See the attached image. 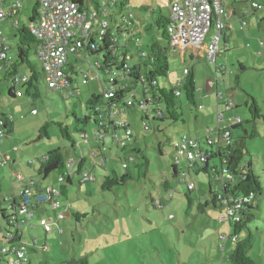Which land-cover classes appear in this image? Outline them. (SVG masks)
Masks as SVG:
<instances>
[{
	"label": "rangeland",
	"instance_id": "rangeland-1",
	"mask_svg": "<svg viewBox=\"0 0 264 264\" xmlns=\"http://www.w3.org/2000/svg\"><path fill=\"white\" fill-rule=\"evenodd\" d=\"M7 1L8 3L20 1L22 4L15 20L0 25L5 44L10 49L7 56L11 62H17L19 49L16 24L19 27L30 24L32 9L36 7L37 1ZM127 1L128 7L119 13L123 2L119 0L117 13L119 28L130 27L127 22H122V15H133L137 24L130 29L137 35L138 41L133 43L139 45L140 51L149 54V44L154 37L167 49L169 74L166 78L160 79V86L164 88V85H167L170 90L184 81L185 68L190 66L188 63L186 65L182 63L180 58L173 57L170 42L162 37V30L157 29L156 21L160 13L168 12L170 0ZM255 2L261 5V9L254 16L248 17L249 20L245 18L246 24L240 20L236 23L237 28L233 31L234 41L230 44V49L223 46V43L220 45L224 58L217 60V64L218 68H223L222 72H225V75L218 76V86L219 93H222L224 98L228 94L233 95L235 77L239 76L243 91L238 92L237 98L233 97L230 100L239 104L235 111L243 123L242 127L233 130V138L237 140L246 134L249 136L245 142L250 155L256 157L255 171L257 175H263L264 120L257 121L255 126L248 123L251 121V115L243 101L248 100L250 105L253 103L252 99H256L264 116V47L259 40L264 41V0ZM225 9L227 14H232L229 6ZM124 33L128 35L127 32ZM116 34L120 39L118 45H122L125 38L117 31ZM127 46L136 60L138 54L133 44L129 42ZM34 54L32 50L28 60L33 66L41 68ZM89 56L83 52L80 60L75 57L69 58V64L75 66L77 64L80 72V75L76 76L71 73L69 66L66 67L65 71L72 78L70 87L77 89L69 98L66 97V91L48 90L43 83L40 85V98L34 99L24 92L22 97L10 98L8 93L11 82L3 81L0 74V118L2 119L4 114L11 115L14 122L13 132L10 134L4 132L2 142L0 140V162H4L5 156H10L5 162V167H0L2 195L12 203L13 193L20 196L25 185L38 191L51 186L60 191L62 186H66L68 191L67 198H59L61 207L56 212L49 205H41L34 212L33 221L21 226L22 243L27 247L28 257L32 263L66 264L71 258L86 257L89 264H230L227 258L234 250L233 242L231 240L224 242L221 239L223 235L229 236L230 224L222 220L226 211L219 206L214 208L210 203V187L216 190L222 182L214 170L216 168L220 175V161L211 159L208 173L198 172L195 168L187 174L188 163L175 148L178 138L186 135L200 140L208 150H212L213 147L214 153L219 147L225 152L228 146L225 140H219L216 107L213 109L209 101H201L199 104H202L204 110L198 111L182 93L177 106L183 122L170 119L157 121L155 120L157 116L153 113L146 119V114L139 107L137 100L134 106L125 107L123 120L129 124L133 132L132 138L127 140V146L141 150V154L134 152L137 159L129 163V168L125 169L122 159L126 154L122 153L117 145L112 144L113 131L110 135H105L104 139L96 141L97 125L92 117L85 126L77 123V119L84 120L85 117L93 115L87 102L92 96L101 93L105 85L103 81L106 80L102 74L95 75L93 79L90 73L91 64H95L96 57ZM203 59L194 67L198 72L197 78L205 89L207 81L214 78L217 68L214 62L208 63L205 57ZM29 69L28 63H20L18 74L27 76ZM86 72L89 73L88 80L84 78ZM142 88V86L138 88V100ZM247 95L251 98L249 99ZM130 99L134 100V97L130 96ZM226 106L225 102L220 106V111L226 110ZM229 114L233 115L234 112L231 111ZM45 122L49 124L47 130L49 138L43 135L39 140V132ZM59 123L69 128L73 141L61 135ZM77 129H85V135L77 132ZM124 133L119 129L116 134L123 140L126 139ZM211 140L215 142L211 143ZM73 144L75 148H72ZM159 148L161 153L158 151ZM58 149L67 155V162L74 161V168L81 159H84L85 174L90 173L92 180L84 182L85 175L74 173L71 176L72 184H67L66 181L60 183L58 181L60 175L54 172L46 182H40L37 178L39 162L50 152ZM144 157L150 162L146 176L141 175L142 168H137V165L144 162ZM249 160L250 157L247 156L244 162L248 163ZM173 165L179 169L178 178L174 177ZM18 168L25 174V182L16 177L15 169ZM112 172L120 175L129 172L134 179L129 180L123 187L116 186L105 192L102 190V183ZM262 179L264 182V175ZM165 180L169 182L170 188L165 186ZM34 183H37V186ZM189 183L195 186L190 193L187 188ZM200 204L205 208L200 209ZM76 214H86V217L78 219ZM257 217L258 219L250 222L248 228L242 231L238 238L242 241L247 237V231L252 232L256 238L251 250L252 255L257 264H264V203ZM41 219L55 221L50 234L39 225ZM1 220L0 218L3 226ZM2 235L0 229V243Z\"/></svg>",
	"mask_w": 264,
	"mask_h": 264
},
{
	"label": "trees",
	"instance_id": "trees-1",
	"mask_svg": "<svg viewBox=\"0 0 264 264\" xmlns=\"http://www.w3.org/2000/svg\"><path fill=\"white\" fill-rule=\"evenodd\" d=\"M95 3H97V0H94ZM81 5L83 4L82 0L79 2ZM258 4V3H256ZM128 7V1L123 0L121 3V9H119V13H121L125 8ZM37 9H39V4L37 3L36 7L32 9V16L29 20L31 23L34 18L37 15ZM113 17H112V23L116 26L117 23H119V20L117 19V13H118V7L116 11H112ZM132 25H135V20L131 21ZM18 31H17V47L19 49L18 54V60L17 62H11L9 66H5L0 71V74L2 75L3 81H9L11 82V86L9 88L8 96L11 97H17L14 93V87L17 84V78L18 79H24L25 81L20 83L19 86L21 90L27 95L32 96L34 99L41 97L40 92V85L46 84L43 69L33 66L28 60V55L31 53L32 50H34V56L37 57V51H38V41L34 37L33 34L28 29V25H23L22 27H19L18 24ZM157 29L162 30V37L170 42L169 36L167 34V28L169 25L168 17L162 13H160L158 20L156 21ZM116 31L124 34V31L128 34L134 32L131 29L125 30L123 28L116 27ZM116 37L117 34L115 33ZM136 37L137 35L134 34ZM130 38L129 42L134 44L135 37ZM124 37V36H123ZM110 35L106 36V38L102 39L98 42V48L96 50L91 48V45L97 44L95 42V39H92V41L89 42L88 45H83L81 48V55L82 53H86L91 56H101V62L100 64H93L94 67L97 68V74H102L106 78V70L109 69L113 73H115L116 78L115 82L112 83V86H115L114 89V97L111 99H106L104 97L103 92L101 91L100 94L92 96L90 100L87 102V106L90 110H92L91 116H87L84 118V120H78V124H82L83 126L87 125L90 121L91 117L94 120V123L97 125V132L103 136V139L105 135H110L111 131L113 129L119 130L121 128H117L114 121L111 119L112 113L114 109L117 107V105L124 104L130 99V96H133L135 93L136 98L134 100H138L137 95L139 86H142V92L140 98L143 100H147L148 98H151V101L147 104V107L149 108V112L155 114L157 117L155 120L164 121L165 119H170L172 121H179L182 118L179 117L178 114V99L179 96L176 95L178 91L184 93L186 99L189 103L193 104L195 107L197 105L196 100V82H195V73L192 71H189V74H184V81L179 83L178 85L172 87V89L168 90L165 88L160 87V79L166 78L169 74V64H168V55H167V49L163 48L160 44L161 42L157 40L155 37L152 39L151 43L149 44V54H146V57H142L143 54L140 49L137 51L138 56L137 58V64L131 66L129 59H127V47L119 44V37L118 42L112 43L110 40ZM137 38V37H136ZM128 42V43H129ZM135 45V44H134ZM75 57L76 56H71ZM39 61V60H38ZM40 62V61H39ZM20 63H28L30 66L29 74L27 76H21L18 74L19 64ZM128 64L130 66L129 70H125L123 65ZM41 65V63H40ZM68 66L72 70V74H76V76L80 75L79 69L75 65ZM95 68V69H96ZM243 69V67H242ZM69 82L72 84V78L69 74H67ZM104 84L108 83V80L106 78L105 81H103ZM109 84V83H108ZM235 84H239L238 76L235 77ZM47 87V86H46ZM77 89H73L75 91ZM253 103L248 106V111L251 115V121L248 123H251L253 126H255V123L261 122L264 120V116H262L259 105L256 101V99H252ZM181 105V104H180ZM179 105V106H180ZM181 108V107H180ZM149 117L146 115V119ZM2 119L5 123L4 131L7 134H10L13 132L14 129V122L11 115H3ZM182 121V120H181ZM183 122V121H182ZM61 128V135L70 141H73L72 136L69 133V128L62 125V123L58 124ZM242 126V122L239 123L237 126H231L229 128L231 135H232V145H228V147L225 149V152H222V148L219 147L218 151L215 153L211 150H204L202 148L201 143L200 150L202 153H205L208 155V160L206 163H204V166L208 164L209 161L218 159L221 164L220 170L227 169L230 171L234 178L230 182L226 184L220 185L218 188V191L215 192L210 190V197H211V203L216 205L220 204V201H218L217 197L218 194H221L225 200H228L230 198L232 199H246V202L242 205L241 210H239V217L240 221L233 222L229 221L230 224V235L232 238V244L234 245V250L231 254L228 255V260L230 261V264H257L256 260L254 259V256L251 253L253 243L255 242L256 238L255 235L247 231V237L243 239L242 241H239L238 235L246 230L248 228V224L252 222L255 218L257 213L260 210L261 206V200L263 198V188L261 186L260 177L257 175V172L255 171L256 168V160L255 156L250 155L246 139L249 137H240L239 139L233 138V130L239 128ZM48 123H44L43 127L41 128L39 132L38 139L40 140L42 136L44 135L46 138H49L48 136ZM255 128V127H254ZM123 131V130H122ZM221 130L220 132H222ZM77 132L83 133L82 135H85V129H77ZM247 133V132H246ZM256 135V133L254 134ZM111 141L113 145H117V147L121 150L122 153L126 154V157L122 159L123 166L125 169L129 168V163L135 162V159H137L136 154H141V150L131 149L130 147H121L119 144L115 142L114 137L111 135ZM76 146L73 144L72 148H75ZM161 148L158 149V151L161 153ZM136 152V154L134 153ZM67 155L61 152L60 149L55 150L53 152H50L46 157H44L39 163V168L37 170V178L40 181H46L49 176L52 175V173L57 172L60 177L63 176L64 180L67 182V184H72L71 175L68 174L67 169ZM250 157V160L248 163L244 162L246 157ZM144 162L137 165V168H142V176L147 175L148 171V164H150L149 159L144 157ZM86 161L84 159H81L80 162L77 163L76 168L74 169L75 174L77 175H83L85 173V166L84 163ZM201 164H197V166H194V168H190L187 166V174H190L191 170H196L198 172H207V168H202ZM173 174L175 178H178V167L176 165L172 166ZM216 169V168H215ZM214 169V170H215ZM217 170V169H216ZM18 173V172H16ZM19 174V173H18ZM217 176H218V170H217ZM134 179V177L129 172H125L124 174L120 175L117 172H112V174L107 175L104 178V181L102 183V190L105 192L111 191L114 187L125 186L129 180ZM168 181L165 180V186L168 187ZM37 185V183H36ZM80 185V184H79ZM187 184V188H188ZM2 187L0 185V218L1 221L4 223V230L3 235L1 237V245L6 247L7 253L5 255L0 256L1 259H5V263L9 264L10 261L16 258L15 251H17L21 246H25L22 243V236L23 233H21L20 229H18L15 224L13 223L12 219V210L15 206L10 205L6 206V208H2L3 205H6L5 197L2 195ZM67 191L66 186H62L61 190L59 191L61 197H66L65 192ZM192 190H189L190 193ZM190 199V197L188 196ZM51 206V205H49ZM161 206V204H160ZM205 206L200 204L199 208L203 209ZM222 207V206H221ZM52 209V208H51ZM56 212V210H55ZM78 219L86 217V214H76L75 215ZM10 235V238H4L5 236ZM233 238H236L234 241ZM36 244V241L34 242ZM0 245V246H1ZM26 247V246H25ZM26 255L28 258L27 264H33L31 259L28 257L27 253V247H26ZM66 264H89L87 258L82 259H69Z\"/></svg>",
	"mask_w": 264,
	"mask_h": 264
},
{
	"label": "built area",
	"instance_id": "built-area-1",
	"mask_svg": "<svg viewBox=\"0 0 264 264\" xmlns=\"http://www.w3.org/2000/svg\"><path fill=\"white\" fill-rule=\"evenodd\" d=\"M39 4V9H37V15L34 20L28 24V29L31 34L34 35L38 41V51L37 57L41 63L42 71L44 73V78L46 81V86L48 90L53 91H66V97L69 98L73 96V89H71V83L66 74V67L69 64V58L71 56H76L77 60L81 57V48L83 45H88L92 39H95L97 44L91 45V48L96 50L98 48V42L110 35V40L112 43L118 42L116 37V27H120L119 23L113 25L112 11H116L119 5V0H82L81 5L80 0H36ZM7 0H0V25L5 23L18 15L19 10L22 8L20 1H15L7 5ZM253 9H261V5L256 3H251ZM226 9L223 0H172L169 6V13L167 14L169 25L167 28V34L170 39L172 47L178 50H184L193 45L204 44L206 50L207 62H214L220 58V45L227 30L226 24ZM244 15H250V12L245 10ZM122 22H127L130 27L125 30L130 29L133 25L131 23L134 20L133 15H122ZM243 24H246L242 21ZM135 23H137L135 21ZM81 33V34H80ZM125 40L122 43L124 46L128 45L130 38L134 36L133 33L128 35L123 34ZM135 37V36H134ZM3 32L0 28V71L9 66L11 60L8 58L7 53L9 48L6 46L3 39ZM135 41L138 39L135 37ZM118 45V44H117ZM139 45L136 44L138 48ZM127 47V46H126ZM139 48L137 49V51ZM139 56V55H138ZM142 57H146L143 53ZM140 57V56H139ZM128 55L127 59L130 60ZM125 70H129L130 66L128 64L123 65ZM96 71V69H95ZM222 69H218L217 73L222 72ZM106 78L108 83L102 87V92L106 99H111L114 97L115 86L111 84L115 82L116 75L111 70H106ZM189 74V70L185 71V75ZM89 73L84 74L85 80H88ZM24 79L17 78V84L14 87V93L17 97L23 96V91L21 90L19 84L24 82ZM136 94V93H135ZM133 95L136 98V95ZM177 96L181 95V92L176 93ZM222 98L221 96L218 97ZM136 100L129 99L127 102L121 105H117L112 113L111 119L116 124L117 128H121L125 133L126 139L119 138L115 133L112 135L115 142L121 147L127 146V140L132 138V131L130 126L122 121L121 115L124 113L125 107L134 106ZM151 98L143 100L139 98L138 105L141 107L145 114H151L146 103H149ZM35 113V112H34ZM219 120L222 121L224 118L223 112L218 114ZM5 123L3 119L0 118V140L2 142V135L4 134ZM220 139L226 141L227 146L232 145V135L230 130L224 129L222 133H219ZM103 136L96 133L95 140H102ZM175 148L177 149L185 161L188 163V167L194 168L197 164L204 165L208 160V155L202 153L200 150V145L197 139L189 138L188 136H180L178 141L175 143ZM10 159V156H5L4 162H0V167H4L5 162ZM68 174L73 175L74 171V161H69L67 163ZM84 182L91 181L92 178L90 173L83 174ZM221 177V178H220ZM217 178L221 179V184H226L233 180L234 175L227 169H222L220 175ZM58 181L64 183V177L59 176ZM36 185V183H34ZM37 186V185H36ZM189 190L194 189L193 183H189ZM218 191V190H217ZM59 190L51 186L48 189L40 191L39 194L34 193V189L27 186L23 190L21 195V200L18 205H16L12 210V221L15 226L20 229L21 226L26 225L34 216V212L41 205H51L53 211L61 207ZM221 194H218V201H220V206L225 209L222 216V220L225 221H240L238 215L239 210H241L242 205L246 202V199H228L222 198ZM54 220L41 219L39 225L43 226L47 234H50L54 228ZM4 238H10V235ZM224 242L229 240L232 241L231 235L221 236ZM235 241L236 238H233ZM5 246H0V256L7 253ZM16 258L10 261L9 264H27L28 258L26 255V247L21 246L17 251H15Z\"/></svg>",
	"mask_w": 264,
	"mask_h": 264
},
{
	"label": "crops",
	"instance_id": "crops-1",
	"mask_svg": "<svg viewBox=\"0 0 264 264\" xmlns=\"http://www.w3.org/2000/svg\"><path fill=\"white\" fill-rule=\"evenodd\" d=\"M171 1L172 0H170V3H171ZM257 3V2H255V0H223V3H224V6L226 7V6H229L230 7V10L232 11V14H227L226 15V24H227V30H225V34H224V36H223V39H222V41H221V44L223 43L224 45L223 46H228V49H230V44H232V41H234V38H233V31L237 28V22L240 20V21H244L245 20V18H248V17H250V16H254L259 10L258 9H253L252 7H251V3ZM7 3H8V1H7ZM10 4L11 3H8L7 5L8 6H10ZM245 10H247V11H249L250 12V15H244V11ZM19 13V12H18ZM169 13V10H168V12L167 13H165L164 15H166L167 16V14ZM227 13V12H226ZM163 14V13H162ZM250 18H248V20H249ZM12 20H15L14 18L13 19H11V21ZM260 40V42H261V46L262 47H264V41L263 40H261V39H259ZM207 43H204V44H198V45H193V46H190L189 48H186V49H184V50H178V49H175L174 47H172V45H171V43L169 44V47H170V49H171V54L173 55V57H178V58H180V60L182 61V63H184L185 65L188 63V64H190V66L189 67H186L185 68V71L186 70H189V71H192V72H194L195 73V82H196V86H197V90H196V102H197V105H196V109H198V111H203L204 109L202 108L203 106H202V104H199V103H201V101H209L210 102V105H213V109L216 107V115H215V117H216V119L218 120L217 121V123H216V126H217V128H218V133H222V132H220L221 130H224V129H229L231 126H237L239 123H243V121H242V119L240 118V117H237V112L235 111V109L237 108V107H239L238 105L239 104H235L234 102H232L231 100H230V98L231 99H233V97H238L239 95H237L238 94V92H241V91H243V84H241L240 83V80H239V76H238V80H239V84H234V88H232V92H234V96L233 95H229L228 94V96L227 97H223V94L222 93H219V86H218V76L220 75V74H223V75H225V72H219V73H217V70L218 69H220V68H218L219 66H218V64H217V61H216V68H217V70H215V75H214V78L213 79H211V80H208L207 81V84H206V88L204 89V87L202 86L203 84L199 81V79L197 78V75H198V72H197V69L194 67L195 66V64H198V62H201L202 60H204L203 59V57H205V59H206V50H205V45H206ZM127 46V45H126ZM133 46H134V48H135V50H137L138 48H139V46H138V48L136 47V44L134 45L133 44ZM261 46H259V48L261 47ZM220 48V52H221V56H220V58L219 59H223L224 58V54H223V51H222V48H221V46L219 47ZM127 54L131 57L130 58V60H129V62H130V64H131V66H133V65H136L138 62H137V59L135 60V59H133L134 57H133V55L131 54V52H130V49H129V47L127 46ZM168 51H170L169 49H168ZM144 53V52H143ZM82 56V55H81ZM94 56V55H93ZM92 57V56H91ZM96 57V56H95ZM218 59V60H219ZM80 60V59H79ZM206 62H207V59L205 60ZM100 62H101V56H97L96 57V61H95V64H100ZM89 64H91L90 62H88ZM209 63V62H208ZM76 64V63H75ZM95 64H94V66H95ZM92 65V67H91V76L93 77V79L95 78V75H98L96 72L97 71H95V68L96 67H94L93 66V64H91ZM76 66H77V64H76ZM241 67H243V66H241ZM243 69H244V67H243ZM96 70H97V68H96ZM66 74H67V72H66ZM179 84V83H178ZM177 84V85H178ZM160 87H162V86H160ZM174 87V86H173ZM164 88L165 89H167V85H164ZM198 93L199 94H201V95H198ZM137 94V93H136ZM198 95V96H197ZM181 96V95H180ZM179 96V97H180ZM219 96H221L222 98H218ZM137 97H138V95H137ZM215 97V98H214ZM247 97L250 99L251 97H249L248 95H247ZM11 98H14V97H11ZM214 99H215V101H216V104H215V101H214ZM222 101H224V102H222ZM244 101V104L246 105V106H249V103H248V100L247 101H245V100H243ZM225 102H226V110H224L223 111V115H224V118H223V120L222 121H220L219 120V117H218V114H219V112H221L220 111V106H222L223 104H225ZM240 102V101H239ZM231 111H233L234 112V114L233 115H230L229 113H231ZM147 115V114H146ZM207 115V114H206ZM148 117H149V115H147ZM123 116L121 115V118L120 119H122V121H124L123 120ZM125 122V121H124ZM225 122H226V124H225ZM127 123V122H126ZM223 124V127H221V125ZM129 125V124H128ZM242 127V126H241ZM113 131V133L112 134H116L117 132H118V130H115V129H113L112 130ZM190 133H191V131H190ZM198 133H199V131H198ZM117 135V134H116ZM233 136H234V134H233ZM189 138H194V137H192V136H190ZM194 139H196V138H194ZM211 139V138H210ZM219 140H220V138H219ZM199 142H200V140H198ZM214 143L215 141L214 140H211V143ZM201 143V142H200ZM201 145H202V143H201ZM202 148L204 149V150H208V149H206L203 145H202ZM212 152L214 151L213 150V147H212V150H211ZM210 166V161L208 162V164H206L205 165V167H204V165L203 166H201V167H204V168H207L208 169V167ZM5 167V166H4ZM216 170V169H215ZM217 171V170H216ZM15 172H18V173H16L17 175H16V177L17 178H19L22 182H25V174L22 172V170L20 169V168H18V169H15ZM206 173H208V170H207V172ZM264 175V174H263ZM263 175H258V176H261L260 177V181H261V186H262V188H263V198H262V200H261V206H260V210L257 212V213H255V215H256V218H255V220L256 219H258V217H257V214L261 211V207H262V203H264V182H263V179H262V176ZM39 180V179H38ZM40 181V180H39ZM40 182H42V181H40ZM44 182V181H43ZM46 182V181H45ZM194 185V184H193ZM26 187L28 186V185H25ZM26 187H24L23 188V190L26 188ZM53 187H55V186H53ZM220 186H217V188H216V190H218V188H219ZM167 188H170V186H168ZM57 189V188H56ZM194 189H195V186H194ZM193 189V190H194ZM43 190V189H42ZM210 190L211 191H213V192H215L216 190H212V188L210 187ZM23 192V191H22ZM68 191H66L64 194H65V196H66V198L68 197V193H67ZM34 193L35 194H39L40 193V191H38V189H34ZM22 195V194H21ZM21 195L20 196H15L14 195V193H13V202L12 203H10V200L9 199H6L5 198V200H6V205H3L2 206V208L4 209V208H6V206L8 205V206H10V205H13V206H16V205H18L19 204V202H20V200H21ZM209 203V202H208ZM208 203L206 204V205H208ZM211 203V202H210ZM212 204V203H211ZM162 205V204H161ZM213 205V207L214 208H217L218 206L222 209V207L219 205V204H216V205H214V204H212ZM205 208V207H204ZM45 209V208H44ZM205 210H201V212H204ZM55 212V211H54ZM33 219H34V216H33V218H32V221H33ZM31 222V221H30ZM4 226V225H3ZM3 226H1V223H0V229L2 230V232H3V230H4V227ZM230 227H229V233H230ZM21 240H23L22 238H21ZM251 253H253L252 251H251ZM0 264H7V263H5V259L4 258H2L1 259V257H0Z\"/></svg>",
	"mask_w": 264,
	"mask_h": 264
}]
</instances>
